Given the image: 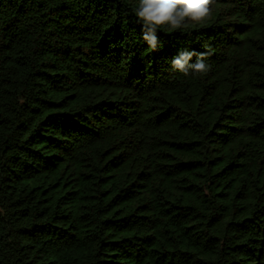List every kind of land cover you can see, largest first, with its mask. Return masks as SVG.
<instances>
[{"label":"trees","instance_id":"1","mask_svg":"<svg viewBox=\"0 0 264 264\" xmlns=\"http://www.w3.org/2000/svg\"><path fill=\"white\" fill-rule=\"evenodd\" d=\"M137 6L0 0V264H264V0Z\"/></svg>","mask_w":264,"mask_h":264},{"label":"clouds","instance_id":"2","mask_svg":"<svg viewBox=\"0 0 264 264\" xmlns=\"http://www.w3.org/2000/svg\"><path fill=\"white\" fill-rule=\"evenodd\" d=\"M211 5L212 0H138V6L133 11L141 25V39L154 51L160 43L158 30L166 29L170 33L190 25H203L211 16ZM209 55L211 50L201 53L184 50L171 60V66L185 76L190 70L206 74L210 66L205 61ZM193 56L196 61L190 63Z\"/></svg>","mask_w":264,"mask_h":264}]
</instances>
